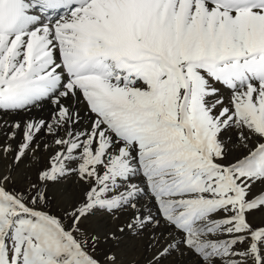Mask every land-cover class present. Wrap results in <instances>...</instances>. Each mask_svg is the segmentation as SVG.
Returning <instances> with one entry per match:
<instances>
[{
	"label": "snow or ice",
	"instance_id": "6c2138e0",
	"mask_svg": "<svg viewBox=\"0 0 264 264\" xmlns=\"http://www.w3.org/2000/svg\"><path fill=\"white\" fill-rule=\"evenodd\" d=\"M0 264H264V0H0Z\"/></svg>",
	"mask_w": 264,
	"mask_h": 264
},
{
	"label": "bare ground",
	"instance_id": "6f19581e",
	"mask_svg": "<svg viewBox=\"0 0 264 264\" xmlns=\"http://www.w3.org/2000/svg\"><path fill=\"white\" fill-rule=\"evenodd\" d=\"M47 111H48V106L45 105L43 110H37L34 114L35 115H47ZM19 118V117H17Z\"/></svg>",
	"mask_w": 264,
	"mask_h": 264
}]
</instances>
